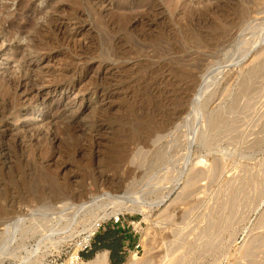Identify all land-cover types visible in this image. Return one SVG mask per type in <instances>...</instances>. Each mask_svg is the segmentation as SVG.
<instances>
[{
  "label": "rangeland",
  "instance_id": "1",
  "mask_svg": "<svg viewBox=\"0 0 264 264\" xmlns=\"http://www.w3.org/2000/svg\"><path fill=\"white\" fill-rule=\"evenodd\" d=\"M119 213L122 264H264V0H0V264H72Z\"/></svg>",
  "mask_w": 264,
  "mask_h": 264
},
{
  "label": "bare ground",
  "instance_id": "2",
  "mask_svg": "<svg viewBox=\"0 0 264 264\" xmlns=\"http://www.w3.org/2000/svg\"><path fill=\"white\" fill-rule=\"evenodd\" d=\"M238 37V36H237ZM252 50V48H251ZM250 52V51H249ZM247 54V53H246ZM245 57V56H244ZM244 59V58H243ZM241 61V60H240ZM240 63V62H239ZM238 64V63H237ZM225 68V67H224ZM208 75V74H207ZM182 92V91H181ZM202 89L199 90V92L196 94V96L194 97V105L199 106L200 101H201V96H202ZM204 94V93H203ZM182 96V95H181ZM188 99V98H187ZM51 105V104H50ZM201 105V104H200ZM196 109V107H194ZM199 108V107H198ZM197 110V109H196ZM189 117V116H188ZM218 119V118H217ZM172 120V119H171ZM183 126L182 124H178V128L176 131H180L181 127ZM186 126V124H185ZM189 130V129H188ZM186 134L184 135L185 141H183V145L186 147V153H184L185 155L183 156L184 158V162H183V166L181 168V173L179 178H183L184 180V184H185V188L189 189L194 187L199 181L200 179L203 178L204 174L208 173V170L205 168H201V164L205 163V160L200 159L199 158V154H198V159L197 161H195L193 159L194 156V152H195V146L197 144V142L199 141V138L202 139L203 137H205V131L202 129L201 125H196V127L190 131V132H185ZM181 141V140H180ZM185 149V148H184ZM196 158V159H197ZM186 189V190H187ZM192 190V189H191ZM194 190V189H193ZM128 197V196H127ZM125 195H115V194H111V193H102L99 195H94V198L92 200H88V201H83L81 203H71V204H66L61 211H57L58 214H55V218H58V221L56 220L54 222V225L52 227H54L55 225L57 226L58 224H61V220H63V213L68 211V210H74L75 212V216L79 213H81V211L83 212L84 209L91 207L92 205L96 204L99 201H102L104 199H110L113 200L114 203L117 204H124L125 202L128 201ZM132 198H129V200H131ZM132 201V200H131ZM135 202V201H134ZM138 203V202H137ZM142 203V202H141ZM140 203V204H141ZM149 204V203H148ZM152 205V204H150ZM127 206V205H126ZM122 207V206H121ZM145 206L143 205H138L137 210L139 211H144ZM135 208V207H134ZM60 212V213H59ZM48 213V212H47ZM46 213V215H47ZM50 213V212H49ZM48 213V214H49ZM54 213V212H53ZM45 216V213H43ZM52 215V214H50ZM73 215V214H72ZM74 216V215H73ZM74 216V217H75ZM46 217V216H45ZM48 217V215H47ZM54 216H52L51 218L53 219ZM66 217V216H65ZM73 217V218H74ZM50 219V218H49ZM104 218H101L99 220H96L92 227L88 230V234L86 237H84V241H88L89 239H91L92 235L96 232V230L98 229L97 224L99 223L98 221L103 220ZM25 220V217H17L15 219H12L11 221L7 222L6 228H13L15 229L16 227L19 226V223H21L22 221ZM48 222V221H46ZM71 224V223H70ZM69 226V225H68ZM44 228V227H43ZM55 228V227H54ZM66 228V227H65ZM18 229V228H17ZM12 230V229H11ZM52 230V228H51ZM8 231V230H7ZM15 232V231H14ZM11 233V232H10ZM14 234V233H13ZM51 235H46L44 237V239H50ZM43 239V238H42ZM12 243V242H11ZM79 247H81V244H78ZM137 252V250H135ZM136 252H133V254L130 256V258L124 263V264H139V257L138 254ZM77 253V252H76ZM75 256H73V260L75 261L76 258H78L79 256V252L76 254ZM2 254V253H1ZM84 263V261H83ZM86 264H109V258H108V252L107 250H102L99 251L92 259H90L89 261L86 262Z\"/></svg>",
  "mask_w": 264,
  "mask_h": 264
},
{
  "label": "trees",
  "instance_id": "3",
  "mask_svg": "<svg viewBox=\"0 0 264 264\" xmlns=\"http://www.w3.org/2000/svg\"><path fill=\"white\" fill-rule=\"evenodd\" d=\"M95 246L87 257L94 255L97 249L111 250V264H122L125 260V254L120 253L122 247V236L117 231L108 228L104 233L96 236Z\"/></svg>",
  "mask_w": 264,
  "mask_h": 264
},
{
  "label": "built area",
  "instance_id": "4",
  "mask_svg": "<svg viewBox=\"0 0 264 264\" xmlns=\"http://www.w3.org/2000/svg\"><path fill=\"white\" fill-rule=\"evenodd\" d=\"M109 221L113 223L114 227L121 228V229H130L134 234H138L139 232V226L138 222L135 219H128L125 217L124 214H118L117 216H113L109 218ZM99 223L97 224L98 229H100L102 226L105 228V223L106 220H101L98 221ZM96 234V232L92 235L91 239L88 241H84V238L80 241L81 244V251H79V256L78 258L75 259V261H72V264H81L83 263V256H82V251L89 253L93 249V237ZM140 243L135 244V248L139 249ZM138 252V250H137Z\"/></svg>",
  "mask_w": 264,
  "mask_h": 264
},
{
  "label": "crops",
  "instance_id": "5",
  "mask_svg": "<svg viewBox=\"0 0 264 264\" xmlns=\"http://www.w3.org/2000/svg\"><path fill=\"white\" fill-rule=\"evenodd\" d=\"M111 229L117 231L118 234L122 236V247H121L120 253H124L125 254V252L128 250V246L130 245L131 242H133V238L135 236H137V234H134L131 230L121 229V228H117V227H114V226H112ZM102 233H104V232H102ZM95 241H96V238L93 240V248L94 247L96 248ZM98 250H101V251L102 250H107L108 256H109L108 258L110 259V264H111V258H110L111 257V250H109V249H97L96 250L97 253L99 252Z\"/></svg>",
  "mask_w": 264,
  "mask_h": 264
}]
</instances>
